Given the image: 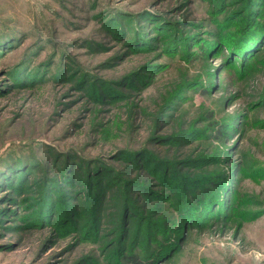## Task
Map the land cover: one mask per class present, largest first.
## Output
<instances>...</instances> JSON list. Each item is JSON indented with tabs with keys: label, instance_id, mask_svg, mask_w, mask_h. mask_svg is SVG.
Masks as SVG:
<instances>
[{
	"label": "rangeland",
	"instance_id": "1",
	"mask_svg": "<svg viewBox=\"0 0 264 264\" xmlns=\"http://www.w3.org/2000/svg\"><path fill=\"white\" fill-rule=\"evenodd\" d=\"M125 255L264 264V0H0V264Z\"/></svg>",
	"mask_w": 264,
	"mask_h": 264
},
{
	"label": "trees",
	"instance_id": "2",
	"mask_svg": "<svg viewBox=\"0 0 264 264\" xmlns=\"http://www.w3.org/2000/svg\"><path fill=\"white\" fill-rule=\"evenodd\" d=\"M189 218H190V216H189ZM189 218H188V216H187V220H186V223L189 221ZM192 218H194V216L192 217ZM154 238H155V243L157 244V243H159V246L161 247L162 245L160 244L161 242L157 239V236H154ZM155 250H156V248H155ZM165 250L166 249H161V253L160 254H162V255H160V256H158V257H165L166 255H164L165 253H168V252H165ZM153 254H154V252H153ZM125 257V259H126V261H127V264H146V263H144V261H143V259L141 260V258H139L138 256H135V255H125L124 256ZM146 258V257H145ZM145 258H144V260H145ZM161 259V258H160ZM143 262V263H142ZM150 264V263H149Z\"/></svg>",
	"mask_w": 264,
	"mask_h": 264
}]
</instances>
